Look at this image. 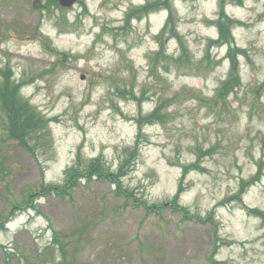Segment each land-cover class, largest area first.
Returning <instances> with one entry per match:
<instances>
[{"label": "rangeland", "instance_id": "374dc122", "mask_svg": "<svg viewBox=\"0 0 264 264\" xmlns=\"http://www.w3.org/2000/svg\"><path fill=\"white\" fill-rule=\"evenodd\" d=\"M147 1L0 0V68L43 122L21 143L0 105V264H264V0L229 1L210 53L220 0L129 17Z\"/></svg>", "mask_w": 264, "mask_h": 264}, {"label": "trees", "instance_id": "16d2710c", "mask_svg": "<svg viewBox=\"0 0 264 264\" xmlns=\"http://www.w3.org/2000/svg\"><path fill=\"white\" fill-rule=\"evenodd\" d=\"M231 0H220V10H219V19L217 20V23L220 27V34L221 38L225 40L227 43H229L231 36V27L234 24H237L239 22L231 19L225 14V5L227 2ZM240 4L243 3V0H237ZM170 0H151L148 1L145 5L139 8H135L132 13H129L130 16L141 18L142 16L149 14L151 11H156L161 8H165L166 5H169ZM169 9V7H166ZM128 17L127 24L122 28L126 29L128 27V22L130 21ZM172 23H174V16L171 14L166 22V25L164 27L165 32L169 27L170 30L173 29L171 26ZM162 43V42H161ZM163 45V44H162ZM164 46L162 47L163 50ZM245 53V51H243ZM228 56L231 59V70L227 78L224 80L222 86L223 94L230 91L233 92L236 91V88L239 85H236L233 87L232 80L235 77H238L237 72L238 70V64L237 59L235 55V50L233 48H230ZM161 62V60H160ZM10 72H13L12 69L9 66H6L2 69H0V105L3 111L6 114V121H7V130L9 131V136L17 139L19 142L23 143L27 140V136L30 135V131H33L35 129H42L43 122L35 115L34 110L31 107V104L28 100L23 99L19 92V86L16 85L14 82L10 81ZM79 158V155L77 156ZM79 160V159H78ZM97 161V159L93 160L88 166V172L83 173L82 176L84 178H88V180H92L94 177H97L104 181L111 182L114 186H117V193L122 192L117 181L113 180L112 176L109 174H103V172L96 171L93 165V162ZM75 166L72 165L67 169L66 172V183L62 185L58 184H49L44 185L46 196L54 194H58L60 196L65 195L68 193L75 185L76 183H73L72 172L75 171ZM264 169V163H261L260 170ZM183 185V184H182ZM182 185L180 188H178L177 194L173 201H171V205L174 203H178L179 196L182 194L183 187ZM32 196L30 195L29 199H32ZM27 204H29V201H27ZM30 208L37 211V206L32 205ZM209 217V216H208ZM212 217V216H210ZM209 217V218H210ZM57 237L55 236L53 243L51 245L58 251L57 245H59L58 242L55 240ZM60 248V264H76L73 261H68L67 256H69V252H66V249L64 246H62V249Z\"/></svg>", "mask_w": 264, "mask_h": 264}, {"label": "water", "instance_id": "95a60500", "mask_svg": "<svg viewBox=\"0 0 264 264\" xmlns=\"http://www.w3.org/2000/svg\"><path fill=\"white\" fill-rule=\"evenodd\" d=\"M76 0H60V2L64 5V6H71L74 4Z\"/></svg>", "mask_w": 264, "mask_h": 264}]
</instances>
